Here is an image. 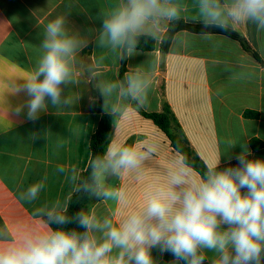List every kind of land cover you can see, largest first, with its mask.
I'll return each instance as SVG.
<instances>
[{
  "label": "clouds",
  "instance_id": "clouds-1",
  "mask_svg": "<svg viewBox=\"0 0 264 264\" xmlns=\"http://www.w3.org/2000/svg\"><path fill=\"white\" fill-rule=\"evenodd\" d=\"M98 15L94 47L99 52L87 65L80 57L87 42L70 33L66 15L43 26L38 59L12 85L13 94L27 97L15 106L16 117L35 122L49 106L56 112L71 109L74 100L68 92L86 76L96 93L91 103L101 101L118 137L121 122L149 106L156 65L131 69L122 78L109 77L104 68L131 58L141 38L161 42L168 26L180 20L223 32L251 25L264 36V0H111ZM201 35L212 37L210 32ZM237 142L227 140V148ZM241 147L237 166L220 169L218 153L200 174L177 145L170 166L146 187L137 206L127 188L113 181L126 175L141 178L160 145L154 140L128 145L113 138L90 157L86 174L76 163L58 165L54 174L72 192L111 202L122 214L117 218L115 210L84 208L70 213L68 197L43 203L33 211L37 229L15 238L0 230V264H156L153 248L171 253V264H264V159H250L251 151ZM46 180L20 189L18 199L37 201Z\"/></svg>",
  "mask_w": 264,
  "mask_h": 264
},
{
  "label": "crops",
  "instance_id": "crops-1",
  "mask_svg": "<svg viewBox=\"0 0 264 264\" xmlns=\"http://www.w3.org/2000/svg\"><path fill=\"white\" fill-rule=\"evenodd\" d=\"M109 3L111 0H0V230L6 229L13 238L39 227V220L33 216L36 207L74 194L54 170L58 165L76 163L84 173L90 159V138L101 114L90 111L92 85L86 76L68 92L74 100L71 109L56 112L49 106L48 112L41 113L35 122L15 116V106L27 97L24 93L13 94L12 85L33 67L40 53L43 26L58 15H66L70 33L87 42L80 53L83 63L95 62L99 52L94 47L100 27L98 13ZM236 31L247 38L262 63L236 40L218 34L206 39L188 31L175 35L165 56L161 42H157L153 51L136 50L127 59V71L149 63L156 65L150 103L143 110L159 112L163 101H167L205 164L221 153L220 169L238 165L235 156L243 150L242 144L251 151L250 159H264V36L251 25ZM120 63H107L105 73L119 77ZM247 110L258 112L259 118H245ZM119 127V136L115 137L113 123L110 140L118 138L128 145L154 140L160 145L141 178L126 175L113 181L126 187L132 203L138 206L143 202L146 187L161 179L170 166L174 148L153 120L139 111ZM33 135L38 138L32 140ZM227 140L238 142L227 148ZM253 140L256 148L251 145ZM45 177L46 188L37 201L29 204L18 199L20 189ZM88 209L97 213L115 210L117 218L122 214L111 202L94 199H90ZM151 254L156 264L174 261L165 259V252L158 248H153Z\"/></svg>",
  "mask_w": 264,
  "mask_h": 264
},
{
  "label": "trees",
  "instance_id": "trees-1",
  "mask_svg": "<svg viewBox=\"0 0 264 264\" xmlns=\"http://www.w3.org/2000/svg\"><path fill=\"white\" fill-rule=\"evenodd\" d=\"M181 31H188L190 33L201 34L202 32H210L212 34L223 35L233 40L238 41L242 48L250 53L257 61L261 62V59L257 53V51L250 45L247 38L244 37L238 31H228L223 32L220 29H203L200 24H191L184 22L182 20L174 22L170 24L167 30V33L164 36V39L160 43V49L162 55L168 53L171 43L178 32ZM157 47V42L151 39L141 38L140 43L137 46L136 50L140 51H153ZM127 71V59L120 63V70H119V77L122 78L125 72ZM95 90L92 87V96H95ZM90 111L94 113H100L101 118L98 124V127L92 134L89 142L90 147V157L94 156L97 153H101L104 151L105 146L110 142L111 134L113 130V119L107 115H104L101 110V101L97 100L96 103L90 105ZM139 112L153 120V122L161 129L169 138L172 147L175 149L177 145L180 146L183 153L187 155L189 158L191 167L193 170L197 171L198 173L202 174L205 171V162L202 158L197 154L194 148L191 146L189 140L187 139L184 131L182 130L175 114L169 103L167 101H163L161 110L159 112H145L143 109H140ZM260 114L255 111L247 110L244 112L245 118L250 119H257L259 118ZM251 145L253 148H256V141H251ZM261 145V143L259 144ZM83 174H86V170ZM71 206H70V213H74L81 208L86 210L87 204L89 203L90 199L87 197H83L78 193H74L71 197ZM55 227V226H53ZM69 227H75L74 225H70ZM165 259H175L174 256L169 253L165 252L164 254Z\"/></svg>",
  "mask_w": 264,
  "mask_h": 264
}]
</instances>
